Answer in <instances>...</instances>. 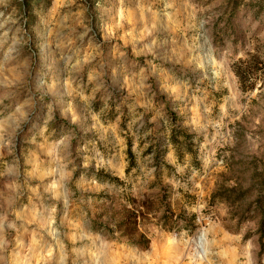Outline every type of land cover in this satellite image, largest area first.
Segmentation results:
<instances>
[{
  "label": "rangeland",
  "instance_id": "1",
  "mask_svg": "<svg viewBox=\"0 0 264 264\" xmlns=\"http://www.w3.org/2000/svg\"><path fill=\"white\" fill-rule=\"evenodd\" d=\"M145 195L148 248L92 228ZM263 253L264 0H0V264Z\"/></svg>",
  "mask_w": 264,
  "mask_h": 264
},
{
  "label": "trees",
  "instance_id": "2",
  "mask_svg": "<svg viewBox=\"0 0 264 264\" xmlns=\"http://www.w3.org/2000/svg\"><path fill=\"white\" fill-rule=\"evenodd\" d=\"M241 60L242 65H234V73L240 82L248 80L251 73H255L251 64ZM112 180L121 181L119 177L113 176ZM111 199V197L109 198ZM132 203L121 204L117 209L106 206L103 210L102 216H106L104 222L95 221L93 229L100 230L106 237L113 239L119 238L125 242L135 245L141 249L149 247V238L140 231L141 225L147 220L150 215H155L158 207H155V201L149 195H145L141 200L132 198ZM113 203L111 200L110 203ZM112 210V212H111ZM167 210L170 211L169 203H167ZM111 212V213H110ZM99 224L101 228H98ZM110 225V226H109ZM115 234H118L115 236Z\"/></svg>",
  "mask_w": 264,
  "mask_h": 264
},
{
  "label": "built area",
  "instance_id": "3",
  "mask_svg": "<svg viewBox=\"0 0 264 264\" xmlns=\"http://www.w3.org/2000/svg\"><path fill=\"white\" fill-rule=\"evenodd\" d=\"M261 263L264 264V253H263L262 258H261Z\"/></svg>",
  "mask_w": 264,
  "mask_h": 264
}]
</instances>
